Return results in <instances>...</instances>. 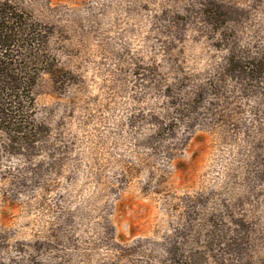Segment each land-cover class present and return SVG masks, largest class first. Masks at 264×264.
I'll return each instance as SVG.
<instances>
[{
  "label": "rangeland",
  "instance_id": "rangeland-1",
  "mask_svg": "<svg viewBox=\"0 0 264 264\" xmlns=\"http://www.w3.org/2000/svg\"><path fill=\"white\" fill-rule=\"evenodd\" d=\"M0 264H264V0H0Z\"/></svg>",
  "mask_w": 264,
  "mask_h": 264
},
{
  "label": "trees",
  "instance_id": "trees-1",
  "mask_svg": "<svg viewBox=\"0 0 264 264\" xmlns=\"http://www.w3.org/2000/svg\"><path fill=\"white\" fill-rule=\"evenodd\" d=\"M12 83H15V81H13ZM12 89H14V87H13ZM29 93H30V92H29Z\"/></svg>",
  "mask_w": 264,
  "mask_h": 264
}]
</instances>
